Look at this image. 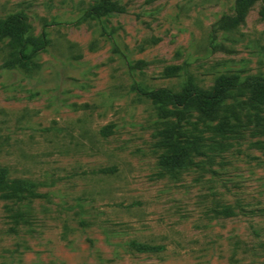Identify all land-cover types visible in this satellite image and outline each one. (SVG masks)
I'll use <instances>...</instances> for the list:
<instances>
[{
	"label": "rangeland",
	"instance_id": "rangeland-1",
	"mask_svg": "<svg viewBox=\"0 0 264 264\" xmlns=\"http://www.w3.org/2000/svg\"><path fill=\"white\" fill-rule=\"evenodd\" d=\"M11 15L46 45L25 69L0 40V167L22 192H0V264H264V108L146 96L264 79V0H0Z\"/></svg>",
	"mask_w": 264,
	"mask_h": 264
},
{
	"label": "trees",
	"instance_id": "trees-1",
	"mask_svg": "<svg viewBox=\"0 0 264 264\" xmlns=\"http://www.w3.org/2000/svg\"><path fill=\"white\" fill-rule=\"evenodd\" d=\"M255 0H239L241 7H247ZM8 38L13 45L17 56L16 62L20 67L27 69L32 64V58L45 48L46 40L32 37L30 25L27 19L21 15H11L0 20V40ZM236 93L238 97H246L249 104L257 109L264 108V79L258 77H246L241 79L237 75L220 76L210 89H204L188 83L180 92L168 89H156L146 93L152 105L158 111L170 114L167 107L185 108L191 111H203L207 114H215L222 100ZM171 133L168 131L163 146L169 149V154L161 160L164 170L173 171L186 164L187 150L175 145L170 140ZM193 153H200L201 143L193 141ZM0 192L3 198L21 200L20 184L13 183L7 175V170L0 167ZM154 251L145 247L142 251Z\"/></svg>",
	"mask_w": 264,
	"mask_h": 264
}]
</instances>
